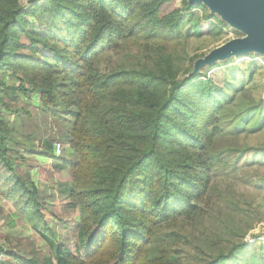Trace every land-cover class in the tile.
Segmentation results:
<instances>
[{
  "label": "trees",
  "instance_id": "trees-1",
  "mask_svg": "<svg viewBox=\"0 0 264 264\" xmlns=\"http://www.w3.org/2000/svg\"><path fill=\"white\" fill-rule=\"evenodd\" d=\"M172 1L29 0L26 8L19 0H0V90L8 75L18 93L0 95V196L39 231L50 254L32 239L0 234V256L8 257H0V264H178L169 248L151 247L157 230H164L170 244L179 239L170 229L178 220L177 229L215 219L212 199L215 193L226 197L213 179L224 161L215 149L218 113L236 81L244 84L262 66L245 62L239 80L241 63L225 66L224 87L205 75L179 79L183 58L168 45L179 42L194 9L213 20L214 35L226 23L204 4L182 0V6L168 8ZM42 16L47 25L39 23ZM104 48L132 52L130 65L104 74ZM190 71L185 68L184 74ZM34 93L43 106L73 121L68 144L77 161L67 205L80 217L72 243L54 237L39 190L22 168V145L4 120V111H23ZM258 153L264 148L237 150L233 163ZM225 205L241 210L240 200L230 195ZM242 212L249 216V207L230 214V220ZM226 220L220 215L222 228L239 237L227 245L216 238L206 249L217 251L200 264L264 263V241L243 240L252 221L241 229Z\"/></svg>",
  "mask_w": 264,
  "mask_h": 264
},
{
  "label": "rangeland",
  "instance_id": "rangeland-1",
  "mask_svg": "<svg viewBox=\"0 0 264 264\" xmlns=\"http://www.w3.org/2000/svg\"><path fill=\"white\" fill-rule=\"evenodd\" d=\"M137 1L146 3L150 0ZM19 3L26 8L30 4L29 0H19ZM175 6H182V0H173L167 4L168 8ZM214 14L221 17L216 12ZM38 21L43 25L49 23L48 18L43 16L39 17ZM211 22H213L212 19L204 20L202 9L195 8L194 15L183 29L179 42L173 39L169 43L168 49L175 46L176 51L183 58L179 79L197 74L205 75L218 86L224 87L225 77H227L225 70L228 66L241 63L237 70L238 80V73H243L241 70H244L245 62H258L262 70L254 71L244 84L236 81V90L227 93L229 97L218 113L219 134L215 141V149L223 152L224 161L216 169L213 179L221 190H225L226 197L217 196L215 193V198L211 202V212L215 219L210 218L196 224L195 227L189 225V227L177 229L181 222L178 220L177 225L173 223V228L170 227V229L177 233L179 239L170 244H166L163 229L160 228L156 232L159 239L155 240L151 247L159 251L169 248L178 264H200L202 258L209 257L217 251L206 249L213 246L216 238H220L221 243L227 245L230 239L239 237L237 234L229 235L228 231L222 228L223 223L219 221L220 215L229 219L226 220L229 227L238 225V228L242 229L245 224L252 221V228L243 235V240L247 244L264 241V154L249 155L233 163L237 150L251 145L264 148V106L262 105L264 103V54L251 50L240 55L221 56L209 61L207 57L216 47L247 35L228 22H225L226 26L221 34L214 35L209 32ZM131 54L132 52L128 50L102 49L100 51L102 72L111 76V72L127 68L130 65ZM185 68H190V73L185 75ZM234 72L233 70L231 73ZM2 77L7 86L1 87L0 95L15 97L18 93L10 88L13 84L12 80L8 75ZM23 107V111H17L14 114L4 111V120L10 121L11 137L19 140L21 147H24H19V154L25 158L22 168L33 179L39 190L38 197L45 203L41 210L54 237L59 242L72 243L75 241L73 231L80 217L78 209L69 211L67 205L69 202L67 196L73 188L70 171L74 169L77 161L76 153L68 144L69 132L73 127L72 118L52 106H43L37 93L32 94L30 101ZM56 142L61 143L63 147L62 154L57 157L52 156ZM229 195L240 200L241 210H232L225 205V199ZM247 207H249V216H245L242 212L234 221L230 220V214L236 215ZM223 212H226L229 217L222 214ZM204 227L210 230L207 229L206 232ZM0 234L11 238L32 239L46 256L50 255L48 249L43 246L39 231L30 225L28 219L16 209L11 200L1 196ZM217 234L220 237H217ZM0 257L8 258L5 255ZM15 264L19 262L16 261Z\"/></svg>",
  "mask_w": 264,
  "mask_h": 264
},
{
  "label": "water",
  "instance_id": "water-1",
  "mask_svg": "<svg viewBox=\"0 0 264 264\" xmlns=\"http://www.w3.org/2000/svg\"><path fill=\"white\" fill-rule=\"evenodd\" d=\"M189 4H204L211 13L242 30L247 35L216 47L209 61L221 56L240 55L247 51L264 54V0H188Z\"/></svg>",
  "mask_w": 264,
  "mask_h": 264
},
{
  "label": "built area",
  "instance_id": "built-area-1",
  "mask_svg": "<svg viewBox=\"0 0 264 264\" xmlns=\"http://www.w3.org/2000/svg\"><path fill=\"white\" fill-rule=\"evenodd\" d=\"M53 150L55 156H60L63 152V147L61 146V143L56 142L53 146Z\"/></svg>",
  "mask_w": 264,
  "mask_h": 264
},
{
  "label": "crops",
  "instance_id": "crops-1",
  "mask_svg": "<svg viewBox=\"0 0 264 264\" xmlns=\"http://www.w3.org/2000/svg\"><path fill=\"white\" fill-rule=\"evenodd\" d=\"M49 155V154H48ZM52 156H54L53 154H52Z\"/></svg>",
  "mask_w": 264,
  "mask_h": 264
}]
</instances>
